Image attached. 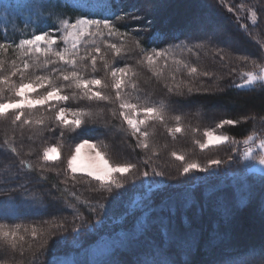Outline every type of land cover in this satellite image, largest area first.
<instances>
[{"label": "trees", "instance_id": "trees-1", "mask_svg": "<svg viewBox=\"0 0 264 264\" xmlns=\"http://www.w3.org/2000/svg\"><path fill=\"white\" fill-rule=\"evenodd\" d=\"M134 1L139 2V0ZM174 1H179L178 6L182 11L178 14L182 13L181 15L188 17L186 20H184L185 17L179 19L176 15L168 14L169 16H164L165 18L162 16V19H160L161 16H157L155 18L157 20L154 21L153 25L145 24L141 26L143 20H139L140 23L136 20L137 24L131 19L134 17L133 7L135 6L132 7L133 0H84L80 6L67 4L62 0H20V6L18 7L20 11L17 14L14 13L10 19L8 18L10 21L2 19L0 16V43L6 46L11 45L7 47L6 52H0V59H3L7 73L11 71L13 60L21 68L23 60H28L31 67L24 72L25 81L34 79L36 76H51L57 86L63 87L62 93L64 95L71 97L73 93H76L77 98L66 101V107L85 109L91 113V115L85 117V123L81 129H77L75 132L70 131L69 128L64 131L62 130L64 128L60 129L59 126H49V128H53L50 130L53 137L57 133L60 134L58 135L61 139L59 142L63 146L75 144L84 139H101L104 142L106 141V147L111 151L113 147L115 148L116 142L123 143L124 141L129 145L131 144V147L135 150L131 151V155H127L129 156L128 159H131V156L138 158V160L141 159V164L145 161L147 167L150 168V162L145 160L143 154L141 155L144 149L139 146V142L134 139L121 121L119 102L114 98L108 101L80 98L81 89L75 88L72 81H64L61 78L62 72L67 73L78 70L86 79L99 78L104 80L102 74L103 60H97L95 72L92 71L90 57L84 60L78 58L77 67L73 69L71 65L58 61L55 56L49 54L48 59L54 62L45 65L44 56L31 53L28 56L21 57V50L17 49L15 45L19 43L20 39L31 38L33 34L42 32H49L51 35L59 37L62 32H57L56 29L60 27V19L68 18L70 22H74L77 17L87 16L90 19H108L119 29L121 35L124 33L129 35L122 40L120 35L108 36V30L103 29L102 31L105 34L102 37L86 36L78 46L80 56L92 53L94 48L99 46L101 52L96 55H103L105 60L110 63L111 68L116 65L131 67L133 66L132 63H135L134 67H138V70H140L141 67L138 64L136 66V60L141 56V50L145 53L153 50H164L170 52L173 58L181 61L185 60L190 66L195 64L197 72L191 74L193 77L196 76L192 79L199 78L201 84L196 93L188 89L170 88L167 84L164 87L166 92L163 91V93L160 91L161 89L156 88V81L153 79H143V82L135 83V88L130 87L127 89L129 92L127 97L130 102L141 105L147 103L155 106L163 102L159 104L160 107H163L162 111L169 110L174 102L182 107L190 101L197 105L194 108L189 106L190 108L187 107L186 109H172L174 111L172 112L173 115H178L181 118L179 125L183 128V131L176 135L172 134L167 138V142L165 141L166 143L162 145H166L164 147L166 154H164L163 160H172L170 163L174 162V165H172L174 168L170 171L172 175L165 173L166 176L163 181L165 180L166 184H169V186L173 184L175 187L161 189L155 199H152V202L145 203L146 207L142 211H148L146 221L151 226L147 230L148 232L143 234L144 237L140 238L141 242L147 241V243H144L142 247H128V249H124L126 252L122 253L128 262V257L141 260L144 256L148 258L159 253L161 256H167L171 264H264V256H262L264 239H247L241 235L237 237L240 234L241 222H248L250 219L264 222V178L251 173L244 177L239 174L238 161L240 157L239 148L236 147V144L241 143L249 135L257 134L259 131L261 134L264 132V89L260 87L259 83L245 88L236 87L238 82L241 81L238 80L241 79L238 74L253 70L252 61L264 64L263 50L261 45L254 40L246 38L240 28L243 22L238 23L235 20V13L228 10L235 7L234 10L239 11V7L236 8V3L239 4L241 0ZM244 2L258 13H264V0H244ZM137 12H140V10L135 13ZM192 16H196V19H192ZM200 17L204 19L200 20ZM216 18L218 22L222 23L224 31L229 32L228 37L230 39H226L229 40L230 44L221 34L215 35L212 32L210 28L212 22L209 21L216 22ZM206 19L209 21L206 22ZM193 24L194 26L200 24L203 31L198 28L195 29ZM246 29L248 33L253 32V36L256 37L257 35L261 40H264V26L249 28L247 25ZM130 37L135 41L129 46L130 43H128L127 38ZM258 37H256V40ZM234 41L237 43H233ZM125 43L128 47H125L126 49L123 47L122 50H131L127 54L121 51V54L117 56L115 50L109 47L110 44L120 46ZM64 46L63 41L58 39L56 50H61ZM242 56H247L248 61H242L240 59ZM109 57L111 58L109 59ZM176 64L174 67L179 69L180 72H184L181 68L187 67V65L184 66L179 62ZM205 72L208 75L202 77ZM14 78L18 83L20 81L19 73ZM108 89L103 90V92L112 97L110 95L112 88ZM10 93L9 91L5 92V98ZM96 107L102 109L101 114H95L93 108ZM114 112L115 115H113ZM187 114L197 118L198 121L196 122L192 118L195 121L186 128L187 123L185 120L188 118L185 115ZM163 115V121H152L163 123L165 131L157 125L153 124L149 128L147 125L146 129H149L147 131L150 133L149 138L153 139L158 131L162 132V138L164 136L168 137L167 127H170V124H165L167 122L165 120L166 114ZM245 117L248 119H245ZM225 119L239 121L238 124L229 125L228 128L230 136L239 143L228 142L207 149H200L199 147L198 150L195 145L199 141L200 132L215 127ZM3 120L0 118L1 122ZM9 122L10 125L14 126L12 121ZM195 123L200 125L193 126ZM17 124L15 123V125ZM2 127L5 126L0 125V133L2 134L0 138L4 134ZM61 132L64 134L63 137H61ZM44 135H46V139L48 138L50 144L57 142L53 137L49 140L51 136H49L48 131L43 134L42 138L39 139L40 141L45 139ZM181 135L188 137V139L185 138L186 140L183 143L178 141ZM15 139L17 141L7 139V143L6 141L0 142V224L20 225L34 222L37 219L46 220L53 216L56 218V215L59 219H62L64 215L70 217V219L74 215H82V220L79 222L67 221L57 226L59 235L52 238L47 247L37 249V252L21 255L22 261H24L22 264H51L54 256L66 255L75 250L72 249L74 245L70 244L69 246L68 242H78L83 247L91 242L93 238L90 235L87 238L85 234L88 231H84V229L91 225L95 213L90 210L92 205H89L90 207L86 206L82 203L83 201L71 195L75 182L68 186L62 184L54 173L45 171L37 162L25 156L17 146L19 139L17 137ZM9 143L16 147L19 155L11 151L8 147ZM157 144H160L157 148L159 149L161 143L157 142ZM135 146L136 148H134ZM175 149L182 153L195 152L193 160L186 157L185 161L180 162L176 158H169L170 152ZM123 150L120 149L118 152L126 155L127 152ZM147 156L153 158L152 155L148 154ZM229 159L231 160L230 165L223 166L221 169H213V171L207 173L193 171L181 174L185 162L195 161L201 166H205L209 164V160L225 162ZM21 161L29 162L31 168L27 164H22ZM160 161L159 158H153V166L157 164V169L161 168ZM234 166H236V169H233ZM164 171L169 172L168 169L164 170L162 167L163 174ZM29 177L37 183L35 186L32 182L28 183ZM115 191L117 192L116 189H112L111 192H107V189L99 188L96 194L100 198L98 202L105 204L104 208L109 213L104 216L101 210H97V214L99 217L104 216V222L107 223L110 221L109 219L117 216L120 211L125 213L126 204L124 203L125 206L123 207L120 200H123V197L127 198L124 194L126 195L132 190L125 189V191H119V194H116ZM96 197L93 196L94 199H97ZM117 197L121 199L119 200ZM212 201L214 203H211ZM62 204L72 208L73 212L59 211L58 209ZM128 211L129 208L126 213ZM128 216V219H124L125 222L122 225L116 224L120 225L116 229L123 227L122 230L126 231V234L132 233V230L128 227H133V223L137 220L136 214H128ZM74 228H78L80 231L74 233V240H71V230ZM67 234L71 239L65 237ZM55 246L57 247L55 248ZM60 246L64 249H60ZM132 261L133 259L124 264H134Z\"/></svg>", "mask_w": 264, "mask_h": 264}, {"label": "rangeland", "instance_id": "rangeland-1", "mask_svg": "<svg viewBox=\"0 0 264 264\" xmlns=\"http://www.w3.org/2000/svg\"><path fill=\"white\" fill-rule=\"evenodd\" d=\"M20 1V0H19ZM18 0H0V16L2 19L6 20V21H10V17L14 15V13H18L20 10L18 9V7L20 6ZM35 1V0H34ZM42 1V0H40ZM64 3L67 4H72V5H78L80 6L82 4V2L84 0H62ZM259 1V0H256ZM33 2V1H32ZM179 1H174V0H139V2H135L133 0L132 3V7H133V15L134 17H132L131 19L133 20V22L137 23L136 20H138V22L140 23L139 20H143V24H141V26L147 24H152L154 23V21H156L157 16H161L160 19L165 18L164 16H169L168 14H172L173 16H177L179 19L181 17H185L184 20H186V16L183 15H179L178 13H180L182 11V9L178 6ZM238 2V1H237ZM236 3V2H235ZM30 4V3H29ZM244 5L245 7H241V5ZM247 3L244 2V0L239 1V4L236 3V8L239 7V11H235L233 7V11H229L232 13H235V20L238 21V23L243 22L240 26L241 28V32L246 36L247 39H252L254 40L256 43H258L259 45L264 44V40L260 37H258L256 35V37L253 36V32H251V35H249V33L247 32V25L249 28H253L255 26H257L259 28V26H264V13H258L257 11V23L253 24L251 21V10L254 8H251L250 5H248ZM137 10H140V12L135 13ZM241 10V11H240ZM245 11V12H242ZM237 13V14H236ZM167 14V15H165ZM132 15V16H133ZM196 16H192L191 18L194 19ZM9 18V19H8ZM196 19V18H195ZM204 18L200 17V20H203ZM217 19V18H216ZM247 19V21H245ZM189 20H191L189 18ZM192 21V20H191ZM206 22L209 21L208 19L205 20ZM209 22H212L210 28L212 30V32L215 35H220L225 37V40L230 44L229 40H227L226 38L230 39L229 36V32L224 31V28H222L223 26L221 25L222 23L218 22V19L216 22H213L212 20H210ZM157 23V22H156ZM138 24V23H137ZM250 24V25H249ZM151 25V26H152ZM194 26V24H193ZM207 26V24H206ZM195 29L198 28L200 31H203V27L199 24L194 26ZM207 28V27H206ZM259 30V29H258ZM133 40H131V39ZM127 38L128 40V44L129 46L132 44V42H134L135 40L130 37ZM250 42V40H248ZM233 43H237V42H233ZM126 45V46H125ZM118 47H124V49H126L125 47H128L127 44H123V45H118ZM129 51H123V53H128ZM138 52V51H137ZM141 56L136 60V66L138 64V66L141 67L140 70H138V67H134L135 63H132L133 66H131V69L136 72V75L134 77H131V82L136 83V82H143V79L146 80H150L153 79L154 81H156V88L157 89H161L160 91L163 92L164 91V87L170 86V88H175L177 90H183V89H188L191 91H195L194 93H196V91L199 90L200 87V83H199V78H195L194 80L192 78L196 77V76H192L191 73H189L188 68L189 67H193L195 64L193 65H188L186 63L185 60L181 61L180 59H176L173 58V56L171 55V53L169 52V55L167 57V63L165 64V60L164 58H159L156 60L154 65H149L147 63V61L144 59L145 56V52H143L141 50ZM151 54L152 51L150 52H146ZM264 53V50H263ZM111 57H109L110 59ZM99 59V55H97V60ZM1 60V59H0ZM3 60V59H2ZM134 61V60H133ZM132 61V62H133ZM177 62L183 64L184 66L187 65V67H183L181 68L182 70H184V72H180L179 69L175 68L174 66H176ZM180 66V65H179ZM195 67L197 68V66L195 65ZM103 68V79L105 80L106 83L109 84V89H111V83H112V78L110 75V69H105V67ZM113 68H122V66L120 65H116ZM162 70V71H161ZM158 72H160V74H157ZM8 74L7 71L5 70H0V75H6ZM206 75H202V77H205ZM239 78L238 80H241L240 82H238V84H241L243 82L242 77H241V73L238 74ZM199 77H201V75H199ZM12 79L15 81L16 78L12 77ZM145 81V80H144ZM20 81H18L19 83ZM27 82V81H25ZM158 85V86H157ZM177 85H179V87H177ZM99 86H95L93 88V90H107V88L104 89H100L98 88ZM131 87V83L122 90V95L124 94V96L129 100V98L127 97L129 92L127 91L128 88ZM214 88V87H213ZM212 90H217V89H212ZM82 91V90H81ZM112 92H110V95L112 96V98H114V100H116L117 102H119L116 98H115V90L112 88L111 89ZM7 92V90L5 91ZM10 92V91H9ZM44 89H37L36 92L30 93V95L32 97L37 96L38 94H43ZM166 92V91H164ZM163 92V93H164ZM82 93V92H81ZM62 95H64L63 93H61ZM127 94V95H126ZM5 95V94H4ZM12 94H7V97L11 96ZM109 95V94H108ZM6 97V98H7ZM192 102V101H190ZM186 103L184 105V107L180 106L179 104L176 105V103L172 106L169 107V110L167 111H163V114H166V119L167 122L165 123L166 125L170 124V127H167V136H164L162 138V132L158 131L157 135L151 139L149 138V147L148 148H143L144 151L141 153V155L143 154L145 156V160H147V162H150V167H147V165L145 164V161H143V164H141V159L138 160V158L132 157L131 159H128L129 156L127 155H131L130 153H132L131 151H135L132 147L131 144H127V142L125 143L123 141V143H115V148L113 147V150L111 149V151L109 150L108 147H106V141L104 142L103 140L99 139V140H91V139H87L90 140L91 142L97 144V146L100 148V150L105 153V158L109 160L110 163L112 164H122V163H131L136 165V167L128 174L126 175H118L117 179H119L122 183H123V187L122 188H113L116 189L117 192L115 191L116 194H119L121 191H125V189H131L132 193L128 192L126 195L124 194V196H126L127 198L123 197V200H120V197H117V199H119L122 203V205L125 203V205H123V207L125 206L126 210L125 213H122V211H120L118 213L117 216H114V218L109 219L110 221L104 222L103 217L105 216V214H109L108 211H106V209L104 208L106 205L103 204L102 202H98V200H100V198H98L99 195L97 194V191L99 188H101L100 184L98 181L92 179L91 177H89L86 173H75L72 174L68 169H67V159L68 157L72 154V152L74 151L75 145L80 143L82 140H79L77 143L75 144H67L65 146H63L62 143L59 142V137L58 135H60L59 133L55 134V137H53L50 132L52 133L53 128H49V126H59L60 129L64 128L62 130H66V128L61 125L54 117L56 114V111L59 110V108L63 107L66 109H72V108H68L65 106L66 101H51L49 103V105H45V106H37L35 109H28L25 108L24 109V117H22L21 121L16 122L18 123L17 125L14 124V126L10 125L9 121L13 120L14 117V112H9L8 115L6 117H3L1 119H4L2 122L0 121V125L1 126H5L2 127L3 128V136H1L0 138V142H5L7 139H13L14 141L17 139H15L16 137L19 139L17 146L18 148L25 154V156L30 157L33 161L37 162L45 171L47 172H51L54 173L56 178L59 179V181L64 184V185H69L72 184L73 182H75V187L74 190H72V193H75L76 197H78V200L83 201L82 203L86 206L92 205V209L90 208L91 211H94V220L92 221L91 225L85 227L84 231H88L86 235V237L88 238V236L90 235L93 239H91V242L87 245H85L83 247L80 246V244L77 242H68L69 246L70 244L74 245L72 249V252L67 253L66 255L61 254V255H56L52 258L51 264H124L125 262H128L127 259H125V255L122 252H126L125 250L128 249V247H142L144 246V243H147V241H142L141 242V238H143V234L147 233L148 229L150 228L151 225H148V222L146 221V216H147V212L142 211L144 209L145 203L149 204V202H152V199H155V196H157V193L160 192L161 189H168L169 187H175L173 184L171 186H169V184H166V181L163 179L165 178V173L172 175L170 172L174 166V162L170 163L172 160L170 161H165L163 160V156L164 154H166L164 152V147L162 146L163 143L167 142V138H169L173 133H171L169 131V129L174 128L177 126V122L175 120V117H177L178 115H173L172 112H174L172 109L176 110L177 109H186L187 107L190 108L189 106H192L191 108H194L197 104H195L194 102L192 103ZM132 104H134L133 102H131ZM161 104V103H159ZM159 104L157 105V107H160ZM163 109V107H162ZM93 110H95V114H98L102 112V109L96 107L93 108ZM92 110V111H93ZM121 110V109H120ZM223 110V109H221ZM191 112V111H190ZM105 113V111H104ZM121 111L119 112V116L121 118L122 123L128 128V130L130 131V134L134 137V139H136L137 142L140 143V141L143 139V137H141L139 134L133 135L131 133V130L127 124V122L123 119V117L121 116ZM69 116V119H71V115L66 113ZM191 114V113H190ZM190 114L185 115L188 119H184L187 123V126H190L192 122H194L196 120V122L198 121L197 118L191 116ZM132 115H136L135 113H132ZM31 116L33 118V120L35 118H39V117H43L45 119V124L44 125H35L33 124H23V119L25 117ZM139 119L143 118V114H139V116L137 117ZM192 118H194L195 120H193ZM223 121V120H222ZM9 122V123H8ZM152 123V124H151ZM221 123V121L217 124L219 125ZM56 124V125H55ZM157 125L161 128V130L165 131V126L160 123L157 122H153V121H149L148 122V128L152 125ZM200 124L195 123L193 124V126H198ZM217 125L213 128H209L206 130H214V132L216 134H223V135H228L230 136V132H229V125H224L223 127H217ZM16 126V127H15ZM193 128V127H192ZM149 130V129H146ZM203 130L200 132L199 134V142L200 143H204L206 142V136L204 135L205 131ZM46 131H48L49 133V140H51V138L53 137V139H56L57 142L51 143L46 139V135H44L45 139H42L41 141L39 139L42 138L43 134H46ZM189 131V130H188ZM43 133V134H42ZM178 133H175V135ZM0 135H2L0 133ZM15 137V138H14ZM188 137H185V135H181L178 139V141H185ZM233 138V137H231ZM264 138V132L261 134L260 131L259 133L256 134V139L250 143V145L256 150V153L259 154V149L256 148V145L259 142V139ZM152 140V141H151ZM169 140V139H168ZM39 141V142H38ZM166 141V142H165ZM161 143V146L159 149L158 146ZM181 143V144H182ZM232 143V142H230ZM53 144H58L61 145L60 148V158L57 161H43L41 159L42 154H43V148L53 145ZM180 144V145H181ZM225 144V143H224ZM184 145V144H183ZM182 145V146H183ZM223 145V144H221ZM237 148H239V157L240 160L238 161V165L240 167V173L237 172V170H235V172L239 173L241 176H247V174L251 173L253 175H256L258 177L264 178V165H260L258 163L257 160H245L243 158V153L245 151V148L248 147L246 145H244L242 142L239 144H236ZM137 146V145H136ZM136 146L134 148H136ZM185 146V145H184ZM198 150H199V144L197 143L195 145ZM219 146V145H218ZM105 147V148H104ZM121 147V148H119ZM124 147V148H123ZM215 146H210L208 148H212ZM120 149H124V152H127L126 155L119 153L118 151H120ZM201 149V148H200ZM172 150L171 155H169V158H176L172 155L173 152H176L179 155H183L186 159L189 158V160H193V155L195 154V152H186V153H182L181 151H176ZM191 150V149H188ZM241 150V151H240ZM82 154L84 152H86V149H82ZM169 153V154H170ZM152 155L153 158L156 157L159 158L161 161L159 162L160 165H162V167L164 168V170H169L168 171H164L163 175H160V173H162V167L157 169V164L153 166V158H148L147 155ZM155 155V156H154ZM135 158V159H133ZM129 160V161H127ZM138 160V161H137ZM178 160V159H177ZM180 161V160H179ZM210 161V160H209ZM181 162V161H180ZM231 160L229 159L228 161L225 160L222 161L221 164L219 165H210L207 164L205 166H207V171H202L200 169H196L194 171L197 172H203V173H207V172H211L213 171V169H221V167L225 166L227 167L228 165H230ZM152 163V164H151ZM236 165V166H238ZM177 166V165H176ZM205 166H201L202 168ZM236 166L233 167V169H236ZM184 167V166H183ZM147 172L148 175L144 176L143 173ZM193 172V171H192ZM230 173V172H229ZM181 174H183V168L181 171ZM231 174V173H230ZM235 174V173H234ZM233 174V175H234ZM75 175V179L72 178V176ZM239 175V176H240ZM78 177V178H76ZM28 183L32 182V184L35 186L37 183H35L34 180L30 179V177L28 178ZM34 182V183H33ZM32 186V185H31ZM105 189V188H103ZM120 191V192H119ZM158 191V192H157ZM109 192V191H107ZM37 194V193H36ZM33 195V194H31ZM39 195V194H38ZM97 196V199H94L93 196ZM130 195V197H128ZM29 196V195H28ZM37 196V195H36ZM31 197V196H30ZM31 200L33 198H30ZM128 199V201H127ZM37 201V200H36ZM65 202V201H64ZM211 203H214V201H212ZM95 204V205H94ZM98 204V205H97ZM102 204V205H101ZM90 207V206H89ZM99 207H103V208H99ZM129 208V211L126 213L127 209ZM70 208L67 205L62 204L61 207L58 209L59 211H67V212H73V209ZM97 210H101L102 211V217H99V215L97 214ZM99 213V212H98ZM128 214H136V218L137 220L133 223V227H128L129 229L132 230V233L130 234H126L123 227L120 229H116L118 228L120 225L123 224L124 219H128ZM86 215V214H85ZM98 215V216H97ZM61 216V215H60ZM73 216V215H72ZM58 216L56 215L53 217H50L48 219H43V220H34V222H29L28 224H20L21 230H20V235L24 236V240L20 241L18 243V246L13 249L6 241H0V262H2V264H22L24 261L23 258H21V255H26L27 253L30 252H37V249L39 250L40 248H45L48 246V242H50L52 240V238H56L59 235V231L57 229V226L62 225L63 222H71V221H81L82 220V215H74V217H72L70 219V217H65V215L63 216L62 219L57 218ZM122 222V223H121ZM104 223V224H103ZM242 224L240 225L241 227L239 228V233L237 235V237H239L240 235L243 236L244 238L247 239H254V238H262L264 239V222H258L255 219H250L248 220V222H241ZM116 224H120L119 226ZM7 225V224H5ZM17 225V224H16ZM9 228H12L15 226V224H10L7 225ZM32 227H35L37 229L38 235L36 237L31 236L30 234V229ZM24 228H28L29 232H25ZM73 228V227H72ZM92 228V229H90ZM72 231V239L69 238V234L65 235V237L67 236L69 239L74 240V233H79V229L78 228H74ZM89 237V238H91ZM141 237V238H140ZM140 238V239H139ZM63 239V238H62ZM149 242V241H148ZM67 246V245H64ZM57 246H55L56 248ZM60 249H64V247L62 248V246L59 247ZM125 249V250H124ZM121 253V254H120ZM17 254L20 257L18 258ZM129 262L131 259H133L132 263L134 264H152V262H156V264H162V262H167V264H171V261H169V258L167 256H161L159 253L156 256H151L146 258L144 256V258H142L141 260L135 259V258H131L128 257ZM49 261V260H48ZM47 261V262H48ZM136 261V262H135ZM44 262V261H43ZM128 262V263H129Z\"/></svg>", "mask_w": 264, "mask_h": 264}, {"label": "snow or ice", "instance_id": "snow-or-ice-1", "mask_svg": "<svg viewBox=\"0 0 264 264\" xmlns=\"http://www.w3.org/2000/svg\"><path fill=\"white\" fill-rule=\"evenodd\" d=\"M241 7H245L243 4ZM233 11L232 8L228 9ZM122 18V17H118ZM251 21L253 24L257 23V12L255 9L251 10ZM60 27L56 29L57 32H62V35L57 37L51 35L49 32H42L40 34H33L31 38L20 39L19 43L15 47L21 50V57L28 56L31 53H36L45 57V65L53 63L54 61L49 60V54L56 57L58 61H63L67 65H71L73 69L77 67V59L80 60L91 58L92 71H96L97 55L101 52L99 46H96L92 53H86L84 56H80L79 44L84 37H102L105 33L103 29H107V35L112 36L114 34L120 35L121 39H125L129 34H120L119 29L108 19H90L87 16H80L75 18L74 22H70L68 18H63L59 20ZM251 35V33H249ZM62 40L64 47L61 50H56L57 40ZM95 43V41H93ZM139 42L137 41V44ZM43 45V46H42ZM3 43H0V52H6L7 47ZM110 48L115 50L117 56L121 54L122 47H118L116 44H110ZM262 50H264V44L261 45ZM191 51V49H189ZM222 51V50H221ZM169 53L164 50H153L151 54L145 53L144 59L149 65H154L156 60L159 58H164L165 64L167 63V57ZM100 60L104 61L105 69H110V75L112 78L111 88L115 90V98L119 101V107L121 109V116L127 122L131 133L133 135L139 134L143 139L140 141L139 146L143 148L149 147V136L150 133L145 130L147 124L152 120H164V115L162 107H157L155 105L145 104H132L124 95H122V90L126 88L130 83L131 87L135 88V83L131 82V77H134L136 73L131 69L130 66H125L122 68H111L110 63L105 60L103 55L99 56ZM242 61L247 62L248 57H240ZM253 70L241 73L243 82L236 85L238 88H245L254 86L259 83L260 87L264 89V64L252 61ZM31 65L28 60H23V66L18 67L16 61L11 62V71L6 75H0V118L6 117L8 113L14 112V117L12 123L21 121L24 117V109H35L38 105L45 106L49 105L51 101H68L69 99L77 98L76 93L72 96L62 95L63 87L57 86L55 81L51 76H36L34 79H28L25 82L24 72L29 69ZM4 68V61L0 60V70ZM189 73L194 74L197 72L196 67H189ZM162 71V70H161ZM19 73L20 82L17 83L12 79ZM157 74H160L158 72ZM204 75H208L207 72ZM61 78L64 81H72L75 88L81 89L82 93L80 98H87L89 100H111L112 97L106 95L102 90H93L95 86H99L100 89L108 88L109 84L104 80L99 78L86 79L82 73L78 70H73L67 73H61ZM179 87V85H177ZM37 89H44L43 94H38L32 97L30 93L36 92ZM10 91L11 96L5 98V91ZM191 90V89H190ZM163 102H161L162 104ZM71 115V119L66 114ZM135 113L136 115H132ZM143 114V118H137L139 114ZM116 113L114 112L113 115ZM91 115V113L85 109H66L59 108L56 111L55 119L63 125L65 128H69L70 131L75 132L77 129H81L82 125L85 123V117ZM180 117H175L177 122L180 121ZM245 119H248L245 117ZM35 124L44 125L45 119L43 117L33 118L31 116L25 117L23 119V124ZM238 120L225 119L221 121L217 127H223L224 125H236ZM173 134L183 131V128L177 123V126L169 129ZM63 132H61V137H63ZM204 135L206 136V142L200 143L197 141L201 149H207L210 146H218L224 143L232 142L239 143V141L234 140L228 135L216 134L214 130H206ZM256 139V134L253 133L249 135L242 143L246 146L250 145ZM7 143V140H6ZM62 145L53 144L43 148V154L41 159L43 161H57L60 158V148ZM8 147L12 152L19 155L16 147L12 144H8ZM256 148L259 149V154L256 150L248 146L245 148L243 153V158L245 160H257L260 165H264V138L259 139ZM82 149L87 151L82 154ZM172 155L180 161H185L183 155H179L173 152ZM22 164H27L31 168V164L27 161H21ZM210 165H219L222 163L220 160H211L208 162ZM136 165L131 163L122 164H112L108 159L105 158V153H103L97 144L91 142L90 140L84 139L80 143L75 145L74 151L67 159V169L72 173H86L89 177L99 182L101 188L107 189L111 192L113 186L117 189L122 188L123 183L117 179L118 175H126L130 173ZM196 169L202 171H207V166L201 167L198 162H185L183 167V173L187 174ZM144 176L148 173L144 172ZM163 175V173H160ZM75 179V175L72 176ZM71 195L75 196V193ZM78 198V197H77ZM21 225H15L9 228L5 224H0V241H6L13 249L18 246L20 241L24 240V236L20 235ZM25 232H29L28 228H24ZM30 234L33 237L38 235L37 229L32 227L30 229ZM264 256V252H262ZM2 264V262H0ZM156 264V262H152ZM162 264H167V262H162Z\"/></svg>", "mask_w": 264, "mask_h": 264}]
</instances>
